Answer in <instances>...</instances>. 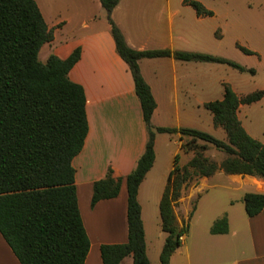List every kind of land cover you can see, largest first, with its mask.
Here are the masks:
<instances>
[{"label": "crops", "instance_id": "1", "mask_svg": "<svg viewBox=\"0 0 264 264\" xmlns=\"http://www.w3.org/2000/svg\"><path fill=\"white\" fill-rule=\"evenodd\" d=\"M35 1L48 28L53 32L52 41L46 43L40 51V61L45 63L50 56L65 60L76 49H81V58L70 71L69 77L85 90L89 133L83 150L73 160V166L76 170L79 208L91 242L85 264H103V245L128 242L126 178L135 169L148 141L141 104L135 92L133 75L117 51L111 25L100 0ZM195 1L213 12L210 17L198 16L194 12L196 18L190 19L198 27L205 30L214 25L209 21L219 20L227 29L231 28V35L224 33L218 43L209 42L207 37L201 40L198 47L215 56L234 61L248 70L253 69L255 74L240 72L228 65L184 62L173 57L143 59L139 62L140 71L157 104L152 119L155 127L192 128L211 135L219 134L222 140H226L225 131L215 125L206 104L222 100L225 85L230 86L239 98L264 91V0H260L262 10L257 12V16L253 12L256 10L254 0L227 5L223 13L206 6L201 0ZM188 8L192 7L184 0H121L112 13V19L123 33L127 44L135 50H175L173 39L181 42L186 35L184 27L178 25L175 28L177 20L180 19L183 25L186 21L177 17L183 9ZM256 17L260 19V29L251 31L247 24L246 32L242 18L248 21L253 18L250 22L256 26ZM198 34L201 35L202 30ZM226 36L229 37L228 41L224 40L227 39ZM239 47L246 48L253 54H245ZM162 59H169V62ZM238 118L251 137L264 142V98L251 105H241ZM184 141L180 134L156 135L155 163L139 188L138 200L147 256L151 264L160 263V254L167 237L162 231L161 217L159 218L160 201L167 184L148 190L146 186L156 167L162 144L173 143L176 146L173 155H179L181 159L183 153L186 159L181 167L190 162L194 154L182 150ZM207 152L205 155L209 157ZM109 169L113 170L116 179H122L120 194L92 207L93 185L105 178ZM168 170L171 172L173 168ZM193 179L195 184L183 187L181 198L174 207L179 227L189 222L197 210V206L193 205L194 208L182 211L186 201L191 204L196 196L200 198L204 194L220 193L211 192L215 189L240 194L235 201L224 205L228 233L212 234L210 231L198 235L197 242L193 243L188 242V236L183 237V248L180 250V247L175 252L170 264H193V253L198 256L199 264H264V210L255 217H249L243 200L247 193L264 194V180L249 175L226 174L223 170L211 177L196 176ZM156 217L157 227L161 228V232L157 234L156 253L152 259L147 228L155 226ZM0 264H21L1 233ZM123 264H133V258L127 257Z\"/></svg>", "mask_w": 264, "mask_h": 264}, {"label": "trees", "instance_id": "2", "mask_svg": "<svg viewBox=\"0 0 264 264\" xmlns=\"http://www.w3.org/2000/svg\"><path fill=\"white\" fill-rule=\"evenodd\" d=\"M100 1L117 51L133 75L148 132L145 151L126 178L128 242L103 245L101 258L103 264H123L127 257L133 258V264H151L139 188L155 163L156 135L180 134L188 139L182 150L192 152L194 157L184 167L179 165L180 156L175 157L160 201L161 228L167 237L159 264H170L189 232L188 225L178 226L174 211L185 185L196 176L211 177L220 170L264 180V142L251 137L238 118L240 106L262 100L264 91L239 98L225 85L224 98L206 104L215 125L225 131L226 140L192 128L155 127L152 119L157 104L141 74V60L173 57L184 62L228 65L251 74L255 70L210 54L135 50L112 19L121 0ZM184 2L198 16H213L200 2ZM52 39L53 32L35 0H0V233L21 264H85L91 242L79 208L73 160L83 150L89 133L87 98L84 88L69 77L81 58V49L65 60L50 56L42 63L40 51ZM209 146L225 154L221 164L205 155ZM121 184L122 179H116L109 169L105 178L93 185L92 207L118 197ZM243 200L249 217L264 210L263 194L247 193ZM228 231L225 216L211 228L212 234Z\"/></svg>", "mask_w": 264, "mask_h": 264}, {"label": "rangeland", "instance_id": "3", "mask_svg": "<svg viewBox=\"0 0 264 264\" xmlns=\"http://www.w3.org/2000/svg\"><path fill=\"white\" fill-rule=\"evenodd\" d=\"M203 3L208 6L212 7L213 9L217 10L218 12L223 13L227 5H238L239 3L243 2V0H201ZM255 4L254 7L256 10L253 12L257 16V12L259 10H262L261 2L260 0H254ZM203 5V4H202ZM195 10L192 8L188 9H183L182 13L180 16L177 18H181L182 21H185V25H183V22H180V19L177 20L175 24V28L179 25L180 27H184L186 30V35H184V39L179 42L176 38L175 40L173 39V43H175V47L173 49L170 48L173 52L175 51H183V52H192V53H203V54H211L209 52H206V50H201L203 48L198 47L201 40L207 38L209 42L213 43H218V40L222 39L221 37L223 36L224 33L231 35V28H226L224 26V23L219 20L215 21H209V23L212 22L214 24L211 28H206V33L204 28L198 27V24H196L193 20L190 18H196L195 15ZM260 12V11H259ZM250 18L249 20L251 21ZM260 19L258 17L255 18L256 21V26L252 24V22L248 21L246 18H242V22H244L245 26V31H248L247 24L249 26V30L251 31H258L260 29L258 27V21ZM179 22V24H178ZM181 23V24H180ZM202 30V34H198V31ZM228 33H227V32ZM208 34V36H207ZM174 37H176V31H174ZM227 39H224L226 41L229 40V37L226 36ZM178 47V48H177ZM198 47V48H197ZM169 49V48H167ZM197 49V50H196ZM212 49V48H209ZM214 49V48H213ZM210 51V50H209ZM212 51V50H211ZM43 58V57H42ZM164 62H169V59H162ZM162 61V62H163ZM46 63V62H45ZM156 68V67H155ZM209 116H212L211 113L208 111ZM168 137L167 135H165ZM214 137L222 140L221 136L219 134H213ZM186 141L188 139H185ZM199 144H203V142H199ZM176 149V146L168 142L166 145L162 144V147L159 152V157L157 160L156 167H154L148 181V185L146 186V190L149 188H157L158 185H166L168 182V175H169V170L170 168L174 167V161L175 157L173 153ZM209 150V151H208ZM207 155L209 156L210 159L216 161V162H221L222 160L225 159V154L223 152H220L216 150L214 147L209 146ZM172 153L171 155H169ZM206 154V153H205ZM182 159L180 158L179 160V165H182L184 163V158L183 153L181 154ZM169 171V172H168ZM195 184V180L192 179L187 186H193ZM226 184V183H224ZM219 191L220 193H211L209 195L204 194L199 198V196H196L194 200L189 203V201H186L185 204L182 207V211L186 208H194V206H197V210L193 213V217L189 222H186L185 224L188 225L189 227V232L186 234L188 236V242L193 243L194 241L197 242V236L207 233L211 231V228L213 224L220 218L226 216L225 215V210H224V205L229 202V201H235V199L238 198L239 194L238 192L234 191H225L224 189H215L212 190L211 192H216ZM264 195V194H263ZM194 205V206H193ZM160 218V216H159ZM156 224L155 226L148 227L147 229V241L149 243V248H150V255L151 258H155V243L157 242V234L160 231L161 228L157 227V217L155 218ZM161 221V220H160ZM160 226V225H159ZM190 238V239H189ZM183 247L180 248L182 250ZM157 255V254H156ZM192 263L193 264H199L198 262V256L193 253V258H192ZM177 264H182V263H177Z\"/></svg>", "mask_w": 264, "mask_h": 264}]
</instances>
